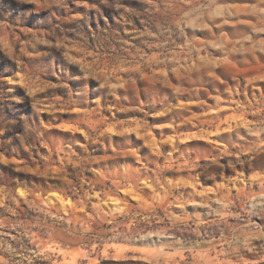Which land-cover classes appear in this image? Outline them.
<instances>
[{
  "label": "rangeland",
  "instance_id": "374dc122",
  "mask_svg": "<svg viewBox=\"0 0 264 264\" xmlns=\"http://www.w3.org/2000/svg\"><path fill=\"white\" fill-rule=\"evenodd\" d=\"M0 264H264V0H0Z\"/></svg>",
  "mask_w": 264,
  "mask_h": 264
},
{
  "label": "trees",
  "instance_id": "16d2710c",
  "mask_svg": "<svg viewBox=\"0 0 264 264\" xmlns=\"http://www.w3.org/2000/svg\"><path fill=\"white\" fill-rule=\"evenodd\" d=\"M64 195L67 197V196H69V197H71L72 199H77V197L73 194V191H72V189H71V187H69L68 189H67V191L64 193Z\"/></svg>",
  "mask_w": 264,
  "mask_h": 264
}]
</instances>
